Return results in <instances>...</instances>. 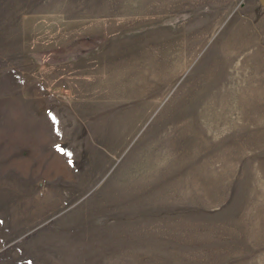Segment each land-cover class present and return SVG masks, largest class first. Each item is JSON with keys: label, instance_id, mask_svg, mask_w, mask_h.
Listing matches in <instances>:
<instances>
[{"label": "rangeland", "instance_id": "374dc122", "mask_svg": "<svg viewBox=\"0 0 264 264\" xmlns=\"http://www.w3.org/2000/svg\"><path fill=\"white\" fill-rule=\"evenodd\" d=\"M0 264H264V0H0Z\"/></svg>", "mask_w": 264, "mask_h": 264}]
</instances>
